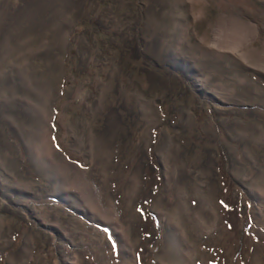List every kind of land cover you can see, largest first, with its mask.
Listing matches in <instances>:
<instances>
[{
	"label": "rangeland",
	"instance_id": "374dc122",
	"mask_svg": "<svg viewBox=\"0 0 264 264\" xmlns=\"http://www.w3.org/2000/svg\"><path fill=\"white\" fill-rule=\"evenodd\" d=\"M0 264H264V0H0Z\"/></svg>",
	"mask_w": 264,
	"mask_h": 264
},
{
	"label": "bare ground",
	"instance_id": "6f19581e",
	"mask_svg": "<svg viewBox=\"0 0 264 264\" xmlns=\"http://www.w3.org/2000/svg\"><path fill=\"white\" fill-rule=\"evenodd\" d=\"M230 48V47H229ZM233 50H234V48H233ZM236 51V50H235ZM235 53V52H234Z\"/></svg>",
	"mask_w": 264,
	"mask_h": 264
}]
</instances>
